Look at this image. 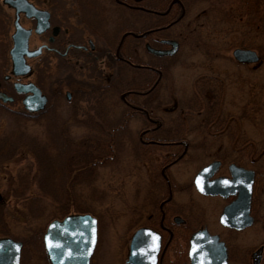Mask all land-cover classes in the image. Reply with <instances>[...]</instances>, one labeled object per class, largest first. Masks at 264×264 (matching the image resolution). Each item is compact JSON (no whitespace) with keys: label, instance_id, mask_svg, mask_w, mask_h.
Masks as SVG:
<instances>
[{"label":"flooded vegetation","instance_id":"1","mask_svg":"<svg viewBox=\"0 0 264 264\" xmlns=\"http://www.w3.org/2000/svg\"><path fill=\"white\" fill-rule=\"evenodd\" d=\"M26 1L29 9L0 0V11L7 16L0 21V35L7 38L6 43L0 42V93L6 98L0 97V115L18 118L24 126L36 121L45 129L49 115H55L70 133L76 128L84 133L82 136L89 134L93 139L96 133H110L117 146L129 148L140 159L146 187L138 190L134 208L137 221L129 225L131 232L121 249V264H190L192 238L200 231L219 237L226 248L227 262L232 264L237 250L232 254L229 240L203 220L214 215L223 228L237 233L256 224L257 212L264 205V151L257 157V149L264 150V142L244 140L240 124L227 125L222 120L214 125V119H205L201 126H188L190 133L200 130L203 137L214 139L195 142L179 135L176 126L165 124L161 118L157 92L167 67H171L184 38L195 42L193 35L198 33L191 0ZM171 41L178 42L174 54L152 50H170ZM16 43H21L19 57L25 70L19 74L12 54L19 47ZM210 77H197L193 85L195 92H201L202 105L205 99L211 100L209 94L218 97L217 90H222L219 84L214 86L217 88L207 85ZM44 98V107L32 110ZM195 113L191 108L181 109L189 121L202 115L200 111ZM227 133L232 141L221 139ZM198 149L207 153V160L183 187L174 170ZM210 166L211 175L203 177L211 191L206 193L197 188L195 179ZM216 184L223 189L215 190ZM248 188L249 198H243ZM215 191L218 193H212ZM231 205L235 206L232 216L239 219L242 228L221 222ZM95 216L98 243L90 264L101 263L96 258L101 220ZM140 229L147 231L139 237L138 258L131 259L132 240ZM207 241L205 237L197 240L202 246ZM23 258L24 251L21 264ZM250 259L252 264H264V245L254 250Z\"/></svg>","mask_w":264,"mask_h":264},{"label":"rangeland","instance_id":"2","mask_svg":"<svg viewBox=\"0 0 264 264\" xmlns=\"http://www.w3.org/2000/svg\"><path fill=\"white\" fill-rule=\"evenodd\" d=\"M246 1L191 0L192 16L193 19H197L194 22V28L198 31L193 36L206 42V47L203 49L195 47V42L191 43L184 38L178 53L171 59V67H167V73L157 92L161 118L165 120V124L176 126L180 130L179 135L185 138L189 137L195 142L204 140L206 137H203L200 130L195 134L190 133L187 131L188 126H201L205 124V119H214V125H220L222 120H225L227 125L240 124L244 140L248 138L256 142H264V0H257L259 12L256 19H252L253 14H250L253 11L250 12L248 7H245ZM2 13L0 11V21L2 18L7 20L6 14L3 11ZM1 40L6 43L7 38L0 35V42ZM237 47H249L256 50L261 62L256 65L239 64L233 57V50ZM2 62L3 66L5 62ZM206 75L215 77L206 79L208 86L214 87L219 84L222 90H217L219 91L218 97L209 94L211 100L205 99V104L198 107V102H195L193 98V85L197 77H206ZM188 106L196 109H193L195 115L198 110L202 112V115L199 119L195 116L194 120L182 124L176 118L182 115L181 109ZM179 108L178 113H169ZM232 120L235 121L232 122ZM16 127L17 122L13 117L0 115V135L14 133ZM17 128L21 131L25 130L24 134L26 133L28 138L30 136L41 138L45 134V128L36 121L27 123V126L22 123ZM19 129L15 132L16 141L26 140L27 142L23 134L18 135ZM73 131L76 137L84 134L76 128ZM133 134L135 137L138 135L134 132ZM221 139L225 142L233 140L231 134L228 133ZM36 143L39 144L38 141ZM126 148L121 150L120 157L118 156L112 165L98 169V177L94 185L86 184L78 190L77 202L85 203L101 220V235L96 251V258L101 262L100 264H121L123 262L121 253L126 237L131 232L129 225L137 221L134 208L137 205L138 190L146 187L145 171L140 159L132 154L129 148ZM263 151V149H257V157ZM206 160L207 153L203 154L202 149H198L190 160L177 166L174 171L179 183L183 187L187 186L193 174ZM37 169L36 158L26 149H21L13 159L5 161L0 168V203L6 206L10 226L9 236L16 240H23L21 235L31 234L34 229L44 228L45 231L46 226L53 219L51 215L54 211L51 209V204H55L52 201L44 198L43 208L38 209L36 217L28 219L30 215H27V212L32 216L33 212L26 209L20 198L13 195V188L20 183V179L25 180L28 175L37 172ZM71 212L74 210L69 213ZM257 213L260 221L258 220L252 228L239 233L223 228L217 220H214V215L211 217L209 214L208 220L204 217L203 221L210 222L211 230L220 233L233 245L232 254L237 250V257L233 258L232 264H252L251 253L264 245L262 224L264 205ZM211 220L214 223H211ZM32 246V243L27 242L26 264H50L45 251L41 252Z\"/></svg>","mask_w":264,"mask_h":264},{"label":"trees","instance_id":"3","mask_svg":"<svg viewBox=\"0 0 264 264\" xmlns=\"http://www.w3.org/2000/svg\"><path fill=\"white\" fill-rule=\"evenodd\" d=\"M245 7H248L247 9L250 12L253 11L250 14H253L252 19H256L259 12L258 1L247 0ZM195 44L196 47L202 49L206 47V42L204 43L199 37H196ZM193 98L195 102H198V107L202 106L203 103L201 104L200 100L202 98L201 92L198 91L197 93L194 91ZM188 108L191 107L188 106L182 109L186 110ZM191 109L196 110L195 108ZM49 116L48 126L41 138L38 136H30L28 138L25 135L26 133L24 134L25 130L21 131V129L17 128L22 123L19 122L18 118H15L17 122L15 129L20 130L18 135L23 134L27 142L26 140L16 141V130H14V133L10 132L0 135V168L5 161L13 159L21 149L29 150L36 158L37 172L35 171V173H32L33 175H28L25 180L20 179V183L13 188V195L20 198L23 206L34 214L32 216L31 213L27 212V215H30L28 219L36 217L38 209L43 208V205H45L44 198L55 204H51V209L54 211V214L51 215L53 218L65 216L71 210L75 212H92L85 203L77 202L79 187L86 184L94 185L95 179L98 177V169L112 165L117 160V157H120L122 149L117 146L116 142L118 141L113 139L110 133H96L94 139L89 134L77 138L73 133L66 131L60 126L55 115ZM196 119H199V117L196 116ZM179 121L182 124L189 122L188 115H180ZM28 139L30 140L29 142ZM37 141L40 145L36 143ZM36 230H33L35 231L34 233L32 231L31 234L21 235L25 243L23 264H26L27 260V242L32 243L41 252L43 251L42 235L44 228ZM9 233L10 226L6 215V206L0 203V236H8Z\"/></svg>","mask_w":264,"mask_h":264},{"label":"water","instance_id":"4","mask_svg":"<svg viewBox=\"0 0 264 264\" xmlns=\"http://www.w3.org/2000/svg\"><path fill=\"white\" fill-rule=\"evenodd\" d=\"M4 1L18 9L23 5H27L28 9L31 7L26 0ZM170 43L172 44L170 50H152L158 54H174L178 49V42L171 41ZM19 45L18 43L15 44V46ZM23 45H26L25 41ZM21 51L22 48L20 46L17 50L14 49L12 51L14 69L17 74L25 71L23 60L19 57L22 53ZM233 56L237 61L243 63H256L259 61L257 52L250 48L237 47L233 51ZM0 97L6 99L3 93H0ZM40 103V105L34 107L32 110L43 108L45 98ZM212 167L202 169L195 179L197 188L206 193L211 191L204 184V179L211 175L208 171ZM216 182L221 184L220 181ZM220 184H216L214 189L217 191L220 188L223 189ZM217 191L212 193H218ZM249 195L250 189L248 188V194L244 195L243 198H249ZM234 208L235 206L231 205L225 209L221 216V222L224 225L242 228L243 226L239 223V219L232 216ZM97 231V218L90 213H71L63 218H56L50 221L43 235L44 248L50 264H90L97 243ZM145 231L147 230L140 229L134 235L131 259L138 258L136 255L138 240ZM201 237L208 238L207 243H203L204 246L197 242ZM22 247L23 242L21 241H17L11 237H0V264H21ZM190 256L192 259L190 264H228L224 243L219 241L217 235H210L207 231H200L194 234L191 242ZM133 262L138 264L135 261Z\"/></svg>","mask_w":264,"mask_h":264}]
</instances>
